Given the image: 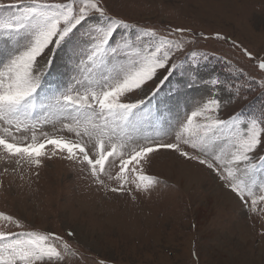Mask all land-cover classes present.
Listing matches in <instances>:
<instances>
[{
  "label": "snow or ice",
  "instance_id": "1",
  "mask_svg": "<svg viewBox=\"0 0 264 264\" xmlns=\"http://www.w3.org/2000/svg\"><path fill=\"white\" fill-rule=\"evenodd\" d=\"M186 31L165 35L131 23L111 14L105 0H0V150L30 165L42 163L46 145L66 150L86 163L95 183L115 180L114 193L160 184L144 165L150 154L174 151L212 170L256 212L264 203V103L223 117L241 88L208 69V55L202 62L185 52ZM232 44L264 72V57ZM58 60L62 70L52 81ZM53 121H67L62 128L77 140L42 133L41 142L33 131L22 143L14 135ZM149 128L174 134V141L157 142ZM110 159L119 161L114 176L106 170ZM0 221L24 228L4 212ZM68 254L70 244L54 232L0 229V264H61Z\"/></svg>",
  "mask_w": 264,
  "mask_h": 264
},
{
  "label": "rangeland",
  "instance_id": "2",
  "mask_svg": "<svg viewBox=\"0 0 264 264\" xmlns=\"http://www.w3.org/2000/svg\"><path fill=\"white\" fill-rule=\"evenodd\" d=\"M105 4L111 14L161 34L190 29L184 33L185 52L195 51L202 62L208 55V69L241 88L240 98L223 110V117L264 103V72L232 44L236 41L254 56L264 57V0H105ZM215 33L228 39H216ZM60 64L58 60L50 80L62 70ZM63 123L67 121L40 123L14 135L22 143L31 142L33 131L41 142L42 133L76 141ZM167 130L165 126L162 131ZM147 132L157 142L174 141L172 133L156 135L151 128ZM87 147L92 155L91 141ZM43 151L42 163L30 165L17 163V157L0 150V212L24 225L19 229L0 221V229L56 233L73 253L61 264H264V203L252 212L206 166L161 150L150 154L144 165L145 173L159 177L160 184L149 191H137L130 184L124 192L114 193L115 180L102 177L108 187L95 183L86 163L69 159L66 150L46 145ZM118 169L119 161L110 159L106 170L114 176Z\"/></svg>",
  "mask_w": 264,
  "mask_h": 264
}]
</instances>
